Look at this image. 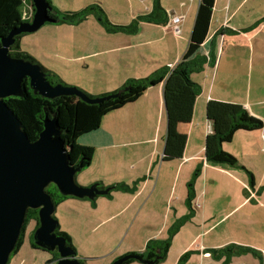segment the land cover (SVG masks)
Wrapping results in <instances>:
<instances>
[{
	"label": "crops",
	"instance_id": "0c3cea01",
	"mask_svg": "<svg viewBox=\"0 0 264 264\" xmlns=\"http://www.w3.org/2000/svg\"><path fill=\"white\" fill-rule=\"evenodd\" d=\"M156 1L51 0L61 11L70 5H100L105 11L125 13L112 23L129 27L109 32L92 16L77 25L46 24V31L55 32L58 38L62 34L68 37L66 43L55 44L53 59L77 64V73L89 70L91 75H86L84 83H71L94 96L177 65L188 49L201 0H159L168 15L166 23L143 18ZM20 8L23 18L33 13L27 0H22ZM178 16L183 19L176 33L172 27ZM200 54L208 62L191 74L201 92L192 121L179 125V131L187 135L181 158H164L168 129L164 82L149 87L137 101L108 113L97 130L79 138V143L95 149L92 163L77 174L79 184L131 187L95 199L69 197L62 201L65 210L60 215L67 210L78 226L94 233L111 221H117L114 224L122 231L132 224L134 237L129 243L115 244L98 256L106 258L105 264L143 253L150 240L170 237L172 227L191 213L186 203L188 184L197 169L192 217L172 236L160 264H179L185 254L183 264H224L225 256L216 258L212 253L228 245L258 249V254L232 256L229 264H264V127L237 131L231 142L224 143V149L238 159L237 166L212 163L205 155L206 138L213 131L207 117L210 100L240 103L264 123V0H215ZM51 71L70 83L61 72ZM243 167L252 173V179ZM60 227L71 236L62 224Z\"/></svg>",
	"mask_w": 264,
	"mask_h": 264
},
{
	"label": "trees",
	"instance_id": "16d2710c",
	"mask_svg": "<svg viewBox=\"0 0 264 264\" xmlns=\"http://www.w3.org/2000/svg\"><path fill=\"white\" fill-rule=\"evenodd\" d=\"M27 1L32 6V12L34 13L33 0ZM48 2L51 6L50 15L57 20V24L77 25L93 15L109 32H116L129 28L128 26L123 27L113 24L108 17H106V12L100 5H90L78 11H61L52 4L51 0H48ZM20 4L21 0H0V46L1 38L5 37L12 28L23 22L20 18ZM214 4L215 0L200 1V7L188 49L174 69L165 67L157 70L148 77L131 79L117 90L100 96L91 95L78 87L90 98H104V100L98 103L86 102L76 95H61L54 98L44 97L35 93L30 86L29 78H26L24 80L26 85L24 94L8 97L5 99V102L19 118L24 131L31 139H36L39 133L44 129L45 118H56L64 131L62 138L69 149L71 164L78 165V167H81L82 171L92 163L95 149L91 146L79 143V138L89 132L97 130L101 126L104 116L108 113L137 101L149 87L164 82L165 107L168 117L164 158L167 161L181 158L185 150L187 135L179 131V125L192 121L196 99L201 92L200 86L193 81L191 74L201 71L208 62L207 58L200 54V49L209 31ZM143 18L157 23H166L168 21L166 10L162 7L159 0L156 1L152 11L143 16ZM25 34L27 33L16 36V41L10 48V54L38 63L35 57L21 50L20 38ZM42 68L48 74V80L52 84L68 85L58 74L44 66H42ZM207 117L212 122L213 131L206 138L205 155L208 161L220 165H238V159L223 147L224 143L233 140L237 131L260 130L264 127V123L261 119L252 115L242 104L235 102L210 100L207 104ZM243 169L248 172L252 179V173L244 167ZM199 172L200 170L197 169L193 179L188 184L189 194L186 203L190 207L191 213L185 218L180 219L172 227L171 235L167 240H150L143 253L135 254L150 260L159 257L155 264H160V262L166 258L171 245L172 236L182 224L192 217V202L195 198V180ZM251 182L253 183V180ZM92 186L99 190L108 189L107 196L113 191L131 189L129 185L123 183L105 186L101 182H97ZM47 190L53 196L57 206L65 200V198L72 197L63 195L55 184H51ZM31 220H35L36 226L31 234L30 244L35 249H42L33 240L34 232L40 225L39 210L29 209L20 240L13 254L19 252L23 244L27 226ZM56 233L65 237L67 245L77 254V249L73 243L72 237L67 232L61 230L60 224L58 225ZM235 246L236 245L225 246L219 250L213 251L212 254L216 258L225 256L224 264H229L232 256L244 254L248 251V248L244 246ZM158 250H160V253H158ZM55 251L56 255L51 259L52 262L59 258V252L57 250ZM187 256L188 254L182 256L179 264H183ZM134 260L136 259H130L123 264H130ZM81 264H83L82 261Z\"/></svg>",
	"mask_w": 264,
	"mask_h": 264
},
{
	"label": "water",
	"instance_id": "95a60500",
	"mask_svg": "<svg viewBox=\"0 0 264 264\" xmlns=\"http://www.w3.org/2000/svg\"><path fill=\"white\" fill-rule=\"evenodd\" d=\"M33 4L35 10L31 20L23 21L1 38L0 264L9 263L20 240L29 209L39 210L40 225L34 232V242L42 249L57 250L59 258L56 264H81L76 252L67 245L65 237L56 233L59 225L55 218L57 205L47 189L55 184L63 195L81 199L106 195L108 189L99 190L92 185L86 187L77 182L81 167L71 164L69 149L62 138L64 131L56 118H45L44 129L36 139H31L5 99L23 95L26 91V78H29L35 93L44 97L76 95L89 103H98L104 98H90L75 86L52 84L41 64L10 54L16 36L36 32L47 23L57 21L50 15L48 0H33ZM130 259L155 264L159 257L150 260L131 253L112 264H123Z\"/></svg>",
	"mask_w": 264,
	"mask_h": 264
},
{
	"label": "rangeland",
	"instance_id": "374dc122",
	"mask_svg": "<svg viewBox=\"0 0 264 264\" xmlns=\"http://www.w3.org/2000/svg\"><path fill=\"white\" fill-rule=\"evenodd\" d=\"M86 7L88 6L84 5L82 7L81 5L80 6L70 5V6L64 7L67 9H63V11L64 10L78 11V10L85 9ZM19 12H20V18L22 19V21H24L25 18H23V13L21 11V8ZM105 12H106V17H108V19L111 22L112 20H115V21H118L119 19L121 20L125 16V13H123V15L121 14L119 15V13L113 12L111 10L105 11ZM28 14L29 13H27V16H28L27 20H31L32 15L30 16L31 18H29ZM92 17H95V16L92 15ZM47 24L51 25V23H47ZM48 27L49 26H44L36 32L27 33L21 36L20 38L21 50L27 53L28 52L32 53L34 56H36L38 60H40L38 61L36 59L38 63L41 65L43 64L45 68H48L49 70L56 69L57 71L61 72L65 76L66 80L70 81L69 83L71 84L70 86H75L79 88L82 87L80 85H74L71 82L79 81V84H82L85 82L86 75H91V72H89V70L83 69V71L81 70V72L78 71L79 73H77L75 71V70H78L79 68L77 67L78 66L77 64H73L72 62H69V61H58V60L53 59L52 50L55 48V44H57L58 42L66 43L65 40H67L68 37L62 34V35H59V38H58L57 35H55V32L51 33L49 32L50 30L46 31ZM54 28L55 27H53V29ZM41 37H43V41L40 40ZM44 41H46L45 44H48V45H44L43 43ZM44 49H47V50H44ZM244 65H247L245 60H244ZM82 75H83V78H82ZM86 82L88 83L89 81H86ZM233 84H235L236 87L241 89L240 83H238L237 81H233ZM253 95H254V91H253ZM63 203L64 202L60 203V206H59L60 210L58 209V211L55 212V217L57 218V220H58L57 216L62 214V212L65 210V206ZM69 214L70 213L66 210L64 215H60L62 217V222L60 223V221L59 220L58 221H59V224L60 225L62 224V227L67 229L68 232L73 237V243L76 246V249L78 248L80 252L79 254L77 253V257L80 259V261L83 262V264H105L106 258L98 257V256H102V254H104L106 250L111 249L115 244H116V247H118V246L124 245L125 242L129 243L134 237L133 236L134 227L130 231L132 224L129 225L127 229H124V231H122L119 225L114 224V222L116 223L117 221H113V222L111 221L109 222V224H105V226L102 227L101 230H98L97 233H94L91 231V229L87 227L78 226V224H76L72 220L71 215ZM35 226H36L35 220H31L27 226L26 233L23 239V244L19 252L11 255V258L8 264H56L55 261L54 262L51 261L54 255H56V251H48L45 249H33L31 247L30 238H31V234L33 230L35 229ZM246 248H248V251L245 253L254 252L255 254H258V249H256L257 247L255 248L254 246L250 245V246H247ZM81 254H83V256H81ZM251 256H248L250 258H247V259H252L253 256L252 257ZM130 264H145V263H142L139 260H134Z\"/></svg>",
	"mask_w": 264,
	"mask_h": 264
},
{
	"label": "built area",
	"instance_id": "2783aa9c",
	"mask_svg": "<svg viewBox=\"0 0 264 264\" xmlns=\"http://www.w3.org/2000/svg\"><path fill=\"white\" fill-rule=\"evenodd\" d=\"M32 16H33V14H32ZM31 16V17H32ZM30 17V18H31ZM25 19H27V18H25ZM183 18L181 17V16H178V17H176L175 19H174V22H175V25L172 27V29H174V31L176 32V33H179L180 32V22H181V20H182ZM176 65H170V69H174V67H175ZM263 140H264V130H263Z\"/></svg>",
	"mask_w": 264,
	"mask_h": 264
}]
</instances>
